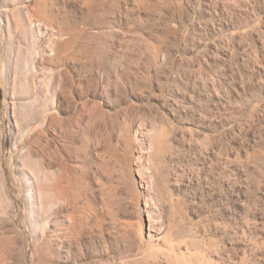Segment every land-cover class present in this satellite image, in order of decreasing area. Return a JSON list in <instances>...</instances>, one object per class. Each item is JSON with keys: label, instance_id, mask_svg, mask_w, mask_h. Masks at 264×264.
I'll return each instance as SVG.
<instances>
[{"label": "rangeland", "instance_id": "1", "mask_svg": "<svg viewBox=\"0 0 264 264\" xmlns=\"http://www.w3.org/2000/svg\"><path fill=\"white\" fill-rule=\"evenodd\" d=\"M107 1L94 13L85 0H41V11L26 2L63 36L55 59L36 58L44 89L22 95L32 41L13 12L7 29L0 0V133L29 264H264V0ZM51 69L61 76L63 155L80 198L66 211L74 225L50 237L59 260L42 262L27 221L18 154L28 143L19 138L17 149L13 101L56 85ZM150 124L159 145L151 156L135 137ZM149 156L164 221L154 240L137 169ZM1 238L0 264H8Z\"/></svg>", "mask_w": 264, "mask_h": 264}, {"label": "bare ground", "instance_id": "2", "mask_svg": "<svg viewBox=\"0 0 264 264\" xmlns=\"http://www.w3.org/2000/svg\"><path fill=\"white\" fill-rule=\"evenodd\" d=\"M28 1L29 0H21L18 3L15 1V3H13V1L4 0L5 5L2 8V12L5 13L7 17V29H10L15 21V26L17 27L19 25L24 30L23 33H25L27 37H30L32 41L31 47L27 48L26 46L27 50L24 47V43L25 45L28 44V38H25L26 41H24L23 44L19 42L20 49H25V56L22 54V59H24L22 61L23 71H21L24 78H22L23 80L20 82V93H23L22 95L27 93L30 94V92L36 88L35 85L38 89L41 87L43 88L46 68L45 66L35 64L36 58L50 56L51 59H55L57 56V39L63 36L61 32L52 31L45 23V19L37 18L35 11L33 12L30 5L26 3ZM85 1L88 10L92 13L96 12L98 8L109 5L107 0ZM42 2L41 0H36L35 4H38L39 11H41V8H44ZM10 4H13V6H10ZM11 13L15 16L13 18L14 21H12L10 17ZM100 21L102 22L103 20L100 19ZM1 27L2 25L0 23V29ZM8 69L9 65L7 64L1 67V71L4 75L10 71H8ZM32 72H34V74L31 77ZM51 74L53 75L51 76V81L56 85L47 84L46 91L43 90L40 93L36 90L37 93L32 98H23L22 100L13 101L14 109L17 107L19 112V116L15 119L16 133L14 135L17 141V149L20 148L19 138H21V141L23 140L28 143L26 148L18 154V169L22 174L21 179L25 186L26 200L28 203L27 221L30 223L34 233L35 245L37 248L41 247L44 251L42 262L58 259L53 257L57 247H54V243L51 242L52 238L50 237L57 230H62L65 227L69 228L74 225L75 217L72 216L73 213L69 214L66 213V211L74 212L78 203L77 200L80 198L75 166L70 165L68 162L70 159L64 158L63 155V152L66 154L64 150L66 145L62 143V138L67 135L66 133H68L67 130L69 131V129L66 126L67 130L66 128L64 129L65 124L63 125L64 121L60 118L59 108L56 104V89L59 85L57 78L59 77V80H61V76L59 73L57 74L53 71V69H51ZM38 120H40V122L33 127ZM155 128V126L150 124L149 127H140V130L137 129L135 133L136 140L147 144L149 150H147L146 153L150 156L151 152L155 153L156 151L154 152V150H157V146H159L157 145L158 142L154 140V136L156 135ZM70 132L72 134V141L76 140L75 130L70 129ZM72 143L73 142L70 144ZM5 146L4 136L0 133V238L2 237L1 239L5 242L4 246L7 253L5 254V258L11 260L8 264H29L23 231L18 222L20 215L18 209L20 205L19 199L18 197H14L15 195L13 196L14 192L11 193L9 187L10 179L6 171V163L4 160L6 153ZM142 150H140V154L137 156L138 161L144 159L143 153L145 152ZM69 151L72 154L75 152H72L70 149ZM67 154L68 157L70 154ZM73 156L76 157V155ZM150 156L145 163L141 162L137 169L141 174V185L145 188V211L148 216L147 235L151 240H154L164 231V221L158 208L161 203H159L156 198L158 197L156 194L157 192L153 190L157 183L155 182L156 176L154 172L150 170L151 168L149 165L152 161L150 160L152 159ZM63 236L64 235H59V237L55 236L60 238L61 245L68 243V240H64L65 237Z\"/></svg>", "mask_w": 264, "mask_h": 264}]
</instances>
